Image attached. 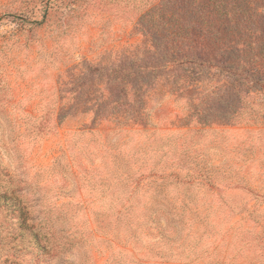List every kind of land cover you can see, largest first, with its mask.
Here are the masks:
<instances>
[{
    "label": "rangeland",
    "instance_id": "374dc122",
    "mask_svg": "<svg viewBox=\"0 0 264 264\" xmlns=\"http://www.w3.org/2000/svg\"><path fill=\"white\" fill-rule=\"evenodd\" d=\"M0 264H264V0H0Z\"/></svg>",
    "mask_w": 264,
    "mask_h": 264
},
{
    "label": "trees",
    "instance_id": "16d2710c",
    "mask_svg": "<svg viewBox=\"0 0 264 264\" xmlns=\"http://www.w3.org/2000/svg\"><path fill=\"white\" fill-rule=\"evenodd\" d=\"M245 43V42H244ZM243 43V45H241V47H244V46H246L247 47V44H244ZM236 53V52H235ZM240 56L239 55H237V59L239 58ZM257 83V85H260L261 87H263V81L261 80V79H258V81L256 82Z\"/></svg>",
    "mask_w": 264,
    "mask_h": 264
}]
</instances>
